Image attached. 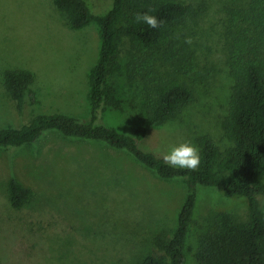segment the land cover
Wrapping results in <instances>:
<instances>
[{"label":"rangeland","instance_id":"obj_1","mask_svg":"<svg viewBox=\"0 0 264 264\" xmlns=\"http://www.w3.org/2000/svg\"><path fill=\"white\" fill-rule=\"evenodd\" d=\"M86 1L95 14H105L114 3ZM186 1L206 7L197 35L205 46L193 49L201 75L185 77L193 101L139 144L160 158L183 142L200 153L197 138L202 134L212 136L222 151L232 145L222 123L234 81L218 33L226 9L238 0ZM120 42V65L107 82L116 103L104 105L97 123L134 136L146 120V86L131 74L130 38ZM100 47L98 26L71 29L53 0H0V129L20 127L39 114L89 122V73ZM20 69L36 76L22 114L4 83L7 70ZM13 177L33 190L18 209L9 200ZM187 195L185 178L162 179L129 153L97 141L51 132L23 148L0 149V264H137L157 252L155 236L173 235ZM258 209L264 218V196L258 197ZM221 211L247 220L248 201L200 186L185 244L186 264H198L200 238L214 228Z\"/></svg>","mask_w":264,"mask_h":264},{"label":"trees","instance_id":"obj_2","mask_svg":"<svg viewBox=\"0 0 264 264\" xmlns=\"http://www.w3.org/2000/svg\"><path fill=\"white\" fill-rule=\"evenodd\" d=\"M53 3L66 16L71 29L81 30L92 24L99 28L100 52L89 73L90 121L61 113L39 114L20 127L1 128L0 149L23 148L55 132L125 151L162 179L185 178L188 195L173 235L155 236L157 252L137 264H186L185 244L200 186L218 189L226 197L245 198L248 219L238 220L227 211L218 212L214 228L200 238L196 260L198 264H264V218L258 209V197L264 196V0H238L226 9V17L221 21L223 28L218 34L223 41L225 65L234 81L222 129L232 145L222 151L212 136L200 135L197 143L201 163L196 171L172 169L139 144L152 129L178 115L194 99L185 77L201 75L193 49L194 45L205 46L197 37L206 11L204 4L186 0H114L108 12L95 14L86 0ZM149 9L165 21L161 28L151 29L134 22L136 13ZM123 37L130 38L133 45L131 74L141 78L146 86V120L134 136L97 123L104 105L116 103L107 82L120 65ZM186 37H191V45L184 43ZM35 78V73L28 69L5 73V87L20 114ZM32 194L33 190L17 178L10 179L9 200L14 208L23 207Z\"/></svg>","mask_w":264,"mask_h":264},{"label":"clouds","instance_id":"obj_3","mask_svg":"<svg viewBox=\"0 0 264 264\" xmlns=\"http://www.w3.org/2000/svg\"><path fill=\"white\" fill-rule=\"evenodd\" d=\"M154 9H149L144 13H136L134 22L137 24H145L151 29L161 28L165 21L158 19L151 13ZM184 43L191 45V37H186ZM161 158L165 165L176 170L196 171L201 163L199 150L190 142H183L178 146L171 147L167 152L161 153Z\"/></svg>","mask_w":264,"mask_h":264}]
</instances>
